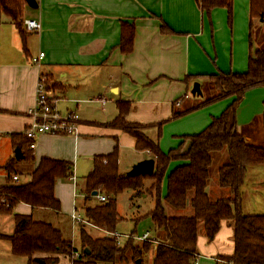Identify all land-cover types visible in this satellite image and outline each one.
<instances>
[{"label": "crops", "instance_id": "obj_1", "mask_svg": "<svg viewBox=\"0 0 264 264\" xmlns=\"http://www.w3.org/2000/svg\"><path fill=\"white\" fill-rule=\"evenodd\" d=\"M37 3V9L25 3L23 18L39 21V33L25 31L22 37L14 24L4 18L0 20V187L7 180L4 166L15 159L17 148L11 136L24 134L30 122L27 112L35 104L37 83L43 76L59 104H65L63 112H80L81 123L77 137L40 136L33 150L35 161L29 169H36L42 159L48 158L70 163L73 176L56 182L54 194L61 205L59 213L33 209L25 203H19L14 212L52 225L80 251V238L78 244L74 243L65 238V232L77 227L79 235L80 225L71 216L83 219L85 208L99 201L97 197L86 199L84 192L94 158L109 155L118 147L119 172L123 175L135 164L151 159L148 152L136 148L135 138L109 125L118 116V104H129L126 121L148 126V137L158 139L164 153L178 148L183 136L203 131L233 99L218 101L175 120L171 119L173 112L186 110L208 96L207 76L245 72L250 41L253 50L264 42V22L251 20L250 0H233L230 14L228 8H216L210 16L200 9L198 0H37ZM126 21L136 26L130 54L119 48L121 24ZM164 23L168 33L161 31ZM40 53L44 54L40 64H33L31 60ZM188 77H192L189 82ZM196 82L200 83L203 97L191 96ZM97 98L105 99V105ZM96 105L101 108L98 113L93 112ZM237 127L248 142L264 148L263 86L246 92L237 109ZM187 147L188 143L184 148ZM221 155L224 162L226 155ZM177 165L172 162L167 175ZM24 166L18 164L20 169L28 168ZM262 167L251 166L245 174L240 190L243 215H264L251 213L249 207L257 209L264 199L263 186L254 181L255 172ZM17 177L18 182L22 180ZM29 178L27 175L25 182ZM218 189L209 181L205 192L212 200L230 196L228 190ZM166 191L167 176L162 183L163 197ZM147 197L142 194L139 199ZM131 204L134 208L133 201ZM137 213L136 210L126 218L137 221ZM121 220L122 223L124 219ZM121 223L117 228L120 234L140 235L135 228L124 230L125 223ZM85 228L93 237L108 238L105 231ZM14 231V217L0 214V234L8 236ZM197 253V264H224L223 259L234 253L231 225L222 222L211 242L201 232ZM0 264L30 263L26 257L13 254L9 240L0 239ZM58 264L73 262L60 256Z\"/></svg>", "mask_w": 264, "mask_h": 264}, {"label": "trees", "instance_id": "obj_2", "mask_svg": "<svg viewBox=\"0 0 264 264\" xmlns=\"http://www.w3.org/2000/svg\"><path fill=\"white\" fill-rule=\"evenodd\" d=\"M232 2L198 0V5L210 16L216 8H228L230 14ZM24 9V0H0V20L4 18L14 24L22 37L25 36ZM250 18L263 19L264 22V0H250ZM135 28L134 23L126 21L121 24L119 48L124 54H130L133 50ZM161 31L168 33L165 23ZM250 43V57L245 72H217L207 76L212 94L186 110L174 111L171 119H178L224 99L232 98L231 104L221 115L212 118L203 131L183 136L182 144L168 153L161 150L158 139L154 141L148 137V126L126 121L128 103L118 104V116L109 125L135 138L136 148L148 152L155 161L154 173L150 177L121 174L118 147L109 155L95 157L93 169L85 179L84 192L86 199L93 198V192H98L99 196L104 195L107 200L86 207L83 220L102 231L116 232L122 221L117 198L127 191L133 192V199L147 194L155 201V207L148 215L154 224V239L158 244L146 242L136 245L128 241L119 248L113 239L93 237L85 230V225L80 224L79 251L73 248L71 242L65 241L61 232L52 225L35 221L32 216L16 214L14 210L19 203H25L33 209L59 213L61 205L54 194L56 182L73 176L70 163L48 158L42 159L36 169H29L35 158L30 149L31 140L24 134L11 136L15 148L21 150L23 160L18 162L13 158L4 166L7 180L0 187V214L14 217L15 231L8 236L0 234V239L9 240L13 254L26 257L30 264H58L60 256L71 258L73 264H116L117 261L124 262L129 251L133 253L134 264H143L142 252L149 251L152 245L155 247L151 264H196L200 233L203 232L211 242L217 236L222 222L226 221L233 230L234 253L224 258V263L264 264V215H243L240 208V190L248 168L264 166V148L248 142L237 127V109L246 92L264 87V42L254 50L252 41ZM190 78L186 81L189 82ZM186 143L188 147L184 148ZM221 153L226 155V160L218 170V182L221 188L229 191L230 196L212 200L205 190L214 155ZM172 162L178 165L167 175ZM21 163L28 166L23 168L30 177L27 182L13 180L14 177L23 176L24 170L18 168ZM166 176L167 191L163 197L162 183ZM148 181L151 182L149 186ZM169 209L189 213L186 217L174 216L167 212ZM37 254L43 257H35ZM76 254H79L77 259L74 257ZM137 260L139 263H135Z\"/></svg>", "mask_w": 264, "mask_h": 264}, {"label": "built area", "instance_id": "obj_3", "mask_svg": "<svg viewBox=\"0 0 264 264\" xmlns=\"http://www.w3.org/2000/svg\"><path fill=\"white\" fill-rule=\"evenodd\" d=\"M23 28L26 32L39 33L41 31V23L36 20L24 19ZM43 57L44 54L40 53L39 56L33 58L31 62L33 64H40ZM97 100L101 102L102 105L106 103V100L103 98H97ZM27 116L30 122L24 131V136L31 140V150L36 148V140L42 135L77 137L79 134V126L81 123L79 113L77 111H68L63 114L59 111V100L43 76L39 78L36 88L35 104L29 109ZM13 180L18 181V177H14ZM97 198L101 202L107 200L104 195H98ZM71 217L76 225L84 224L85 226L93 227L75 214ZM106 233L110 239L115 241L119 248H122L128 241H133L136 244H143L146 242L158 244L149 232L143 235L120 234L117 231ZM74 257L76 259L79 258V254H76Z\"/></svg>", "mask_w": 264, "mask_h": 264}, {"label": "rangeland", "instance_id": "obj_4", "mask_svg": "<svg viewBox=\"0 0 264 264\" xmlns=\"http://www.w3.org/2000/svg\"><path fill=\"white\" fill-rule=\"evenodd\" d=\"M207 90L209 92L208 95L212 94L213 90L209 85H208ZM59 105H60L59 111L64 114L65 112H63V110L65 109V104L62 103ZM70 111L74 112V110H70ZM100 111H101V108L99 107V105H96L95 111H93V112L98 113ZM78 113L80 114V112H78ZM250 128L252 129L254 127L251 126ZM223 164H224V162H223L222 155L219 157V154H215L214 158H213L212 166L210 168V179H209V181L211 183H215L217 190H219L218 188H220L219 182H218V170L220 167H222ZM22 170H24V169L23 168L20 169V171H22ZM259 170L255 172V180L254 181L256 183H258L260 186H263V189H264V167H262V169H259ZM26 173L27 172L24 170L23 176L21 177L22 182H25V180H26V177H27ZM259 180L262 181L263 183H260ZM150 184H151V182L148 183L147 185L149 186ZM131 199L133 200L134 208L131 204ZM154 207H155V201L150 196H148L146 200L139 199V197H135L133 199L131 196V193L127 191L124 194H121V196L117 198V208H118V211H119L121 218L124 219V221L121 224L125 223V224H123L124 230L130 231V230H133L135 228L136 231L138 232V234H140V235H143L146 232H150L153 235H156V232L154 231V225L152 223L151 218L148 215L154 209ZM249 207L252 211L251 213H264V199H261L259 205L256 206L257 209L253 208V206H249ZM136 210L138 211V213H137L138 218L135 217V220H137V221H131L129 218H126L127 215H132V213L135 212ZM255 211H257V212H255ZM188 213H189V211L176 212V211L169 209V214L174 215V216L186 217V216H188ZM125 227H127V228H125ZM65 238L72 239L74 241V243L77 242V244H78L79 235L77 234V227L67 228V231L65 232ZM136 245H142V244H136ZM154 247H155V245H152V247L150 248L149 251L142 252V263L143 264H151L152 263V259H153V255H154ZM69 260L72 261L71 258H69ZM138 261L139 260L135 261V263H137ZM116 264H134L132 251L128 252L124 262L117 261Z\"/></svg>", "mask_w": 264, "mask_h": 264}, {"label": "water", "instance_id": "obj_5", "mask_svg": "<svg viewBox=\"0 0 264 264\" xmlns=\"http://www.w3.org/2000/svg\"><path fill=\"white\" fill-rule=\"evenodd\" d=\"M24 1L30 8H32V9L38 8L37 0H24ZM260 21L263 22V19H261ZM191 95L193 97H201L203 95V93L201 91L200 83L196 82L193 85V88L191 90ZM15 159L17 161L23 159V154L19 148H17L15 150ZM154 169H155V161L153 159L143 160V161L135 164L132 167L131 171L129 173H127V176H129V177L149 176L150 177L153 175ZM92 196L97 197L98 192H93ZM85 251L87 252V250H85Z\"/></svg>", "mask_w": 264, "mask_h": 264}]
</instances>
